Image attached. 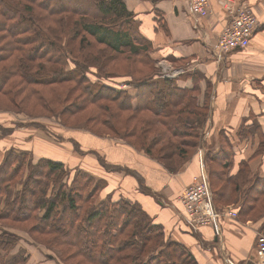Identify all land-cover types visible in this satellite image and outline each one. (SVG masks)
Wrapping results in <instances>:
<instances>
[{
    "label": "trees",
    "instance_id": "16d2710c",
    "mask_svg": "<svg viewBox=\"0 0 264 264\" xmlns=\"http://www.w3.org/2000/svg\"><path fill=\"white\" fill-rule=\"evenodd\" d=\"M64 39L77 65L70 72L63 68ZM152 50L123 0H0V102L6 100L14 107L8 105L7 110L33 118L78 115L83 120L85 115L86 130L99 135L103 133L93 131L89 122L118 133L117 120L123 116L124 137L138 138L139 149L177 171L197 142L202 108L196 104L193 88L181 87L176 78L160 73ZM117 60L139 76L134 82L136 96L86 83L83 71L90 65L101 73L114 74L117 71L108 68ZM68 81L75 83L65 87ZM38 108L42 112L35 116ZM206 119L209 124L208 111ZM130 123L133 127L127 129ZM13 150H5L9 152L0 165V195L20 170L18 165L12 168L16 161L21 164ZM101 162L108 170L123 169L104 159ZM219 162L206 153L216 207L236 201L241 220L264 218V177L247 178V168L241 169L248 183L238 201L241 183L228 176L229 165ZM27 169L22 189L0 203V220L44 235V242L57 248L63 259L74 258L76 264H198L194 253L166 237L163 226L139 202L110 197L98 202L104 180L87 172L96 184L87 195L93 205L84 210L77 203L84 183L77 187L62 181L68 171L64 162L30 159ZM26 223L32 225L22 227ZM259 231L264 232V219ZM19 239L16 232L0 229V264L22 263L19 253H10Z\"/></svg>",
    "mask_w": 264,
    "mask_h": 264
},
{
    "label": "crops",
    "instance_id": "0c3cea01",
    "mask_svg": "<svg viewBox=\"0 0 264 264\" xmlns=\"http://www.w3.org/2000/svg\"><path fill=\"white\" fill-rule=\"evenodd\" d=\"M123 1L134 13L141 34L152 44V56L160 73L176 78L181 87H198L203 94L208 88L206 153L224 164L221 166L229 165L228 176L236 178L242 186L238 193L240 201L248 183L241 169L247 168V178L264 177V0H210L205 16L192 13L190 0ZM233 3L250 9L257 16L259 27L247 47L233 49L219 60L214 48L229 20L228 5ZM19 119L20 123L10 121L12 125L0 123L10 129L0 135L1 152L13 147L31 153L33 161L47 157L65 163V154H71L70 144L76 138L79 147L93 151L90 153L96 156L103 151L102 159L123 167L108 170L95 160V155L84 157L86 151L77 152L75 164L80 163L84 171L105 182L98 202L108 197L113 201L127 198L139 202L154 222L163 226L166 237L183 243L194 253L198 264H259L256 237L264 218L241 220L222 212L221 242L210 225H201L196 231L190 228L187 223L190 213L184 206L183 195L200 171L196 160L170 171L144 151L131 147L118 149L112 139L89 131L57 133L55 136L66 144L60 146L29 128L32 123ZM18 142L22 145L17 146ZM237 206L236 201L219 203L217 209Z\"/></svg>",
    "mask_w": 264,
    "mask_h": 264
},
{
    "label": "rangeland",
    "instance_id": "374dc122",
    "mask_svg": "<svg viewBox=\"0 0 264 264\" xmlns=\"http://www.w3.org/2000/svg\"><path fill=\"white\" fill-rule=\"evenodd\" d=\"M65 38V37H64ZM62 47L64 48L65 52V59H64V64H63V68L64 71L66 72H70V71H74L76 70V63H75V55L70 52V50L68 49V47L66 46L67 42L66 39H64L62 42ZM113 65V66H112ZM109 66V72L110 71H117L114 74H106L105 73H101L99 72V69L96 66L90 65L88 67V69L83 71V75L85 77V79L87 80L86 83L90 84L93 87H106V88H111L113 90H126L131 96H136L137 94V88L135 86L136 79L137 77H139L138 75L134 76L133 73H131V70L126 71L127 69H125V63L122 62V60H117L114 61V64H112ZM156 66L158 68L159 71H161L160 67H158V64L156 63ZM55 67H57L55 65ZM126 81H131V85L129 86V88L127 89H122V85L124 82ZM75 82L72 81H68L65 83V87H69L70 85H73ZM193 96L196 99V104L198 105V107L202 108V113L203 115L200 117L198 124H197V130H198V136H197V142H195V146L194 149L192 150L191 154L189 155V158L186 160H196V162H198L199 166H200V151L202 150V147L207 148L209 145V141L207 139H205V136L207 135V132L209 130V126H208V122L206 119V114L208 111V103H209V95H208V88L205 90V93L203 94V92H201V89L197 87V89H193ZM134 104H135V98L133 100ZM8 102H6V100H3L0 102V123H6L8 125H12L10 123V121H18V123H20L19 117L22 118V120H24L26 123H28L29 125H31L30 123H32L34 121V124H32V127H29L31 129H34L35 131H39L41 132L44 136H46L47 140L53 142V143H58L60 144V146H64L66 144H63V142L61 141V139H58L57 133L59 134H63L65 131H88L86 130V121H85V115H82V119L83 120H79V116H70V115H66L65 117L61 118L58 115H51L50 117H30L29 115H27L24 112H15V111H11V110H7L8 108L12 107V105L8 106ZM14 108V107H12ZM36 115L35 116H40L38 114H41L42 109L38 108ZM126 113H124L123 115H125ZM88 115V114H87ZM81 117V116H80ZM106 117H108V115L103 116L101 120H104ZM123 120V116L119 117L117 120V131H119L118 133L115 132H111L109 130L103 129V128H99V125L96 124L95 122H89V127L93 129V131L95 132H99L103 133L102 135L96 134L94 132H92L95 135H99V136H103V137H107L112 139V143L118 148V149H124L125 147H131L134 149H137L141 152H143V149H139V145H141L140 141L138 138H132V137H124L126 136L124 132H126L125 127L123 126V122H121ZM9 122V123H8ZM36 123V124H35ZM40 126H39V125ZM45 125H49L46 126V128L44 127ZM133 124L130 123L127 127V129H129ZM20 126V125H18ZM50 127V128H49ZM10 129L6 128V127H1L0 126V135H4L9 133ZM55 130V131H54ZM57 131V132H56ZM90 132V131H89ZM131 139V140H129ZM58 141V142H57ZM62 142V143H61ZM21 142L16 143L17 146H20L22 144H20ZM49 142H46V144ZM80 143L79 140L77 141L76 138L73 139L72 144H70L71 146V154H65V164L68 168L67 173H65V175L62 177V181L65 183H69L75 186H79L83 185V187L80 189L81 193H82V197L81 199L78 200V205L80 208L82 209H89L93 203H91V201H87V195L88 193L92 190L95 189V180L96 179H90L89 180V175L87 176V172L83 170V168H81L80 163L79 164H75L77 162H75V158L74 157H79V155L77 154V152L80 151H86V153L84 154L85 156H91V154H93V151H90L84 147H79ZM47 146V145H46ZM69 146V147H70ZM78 146V147H77ZM14 151V150H13ZM9 152V151H7ZM6 151L0 152V165L3 163V160L7 154ZM16 154H18L17 158L20 159L21 164L19 165L18 162L16 161L15 164L13 165L12 168L15 167V165H18V168H20L19 172L15 175V178H13V180H11L9 187L3 192L2 195H0V203H2V205L4 204V202L6 201L7 198H11L13 199V197H15L17 190L22 189V183L23 180L25 179V176L27 174V164L30 161V159H32V155L31 153L28 152H24L22 150H17L15 149ZM22 152V153H21ZM93 152V153H90ZM101 154L103 155V151H100ZM101 154H97V156L95 154H93V156L95 155V160L97 158L98 161L102 160V157L104 158V156H102ZM22 159V160H21ZM155 159V158H153ZM157 160V159H155ZM70 161H74V162H70ZM158 161V160H157ZM160 162V161H159ZM164 162H166L167 164L169 163V161L165 160ZM185 162V163H186ZM170 166L171 163H169ZM166 166V165H164ZM77 178V182L72 183V181ZM96 178V177H95ZM210 180V179H209ZM100 183V184H99ZM98 185H102L101 182L97 183ZM53 185V184H52ZM52 185L50 186V188L52 187ZM211 185V183H210ZM212 187V186H211ZM49 188V189H50ZM10 192L8 194V192ZM213 194V193H212ZM121 199V198H119ZM116 199L115 201L119 200ZM97 200V199H96ZM112 201V200H111ZM9 223V221H2L0 220V229H6V230H10V231H14L16 232L19 236L20 239L19 241L16 243V245L10 250L11 254H15V253H19L22 257V263L21 264H76L75 259H68L65 260L62 257H60L59 253H58V249L56 248H52L49 247L44 241L46 239V237H44V235H37L35 233H29L26 229H22V228H18V227H13L10 225L5 224ZM30 225H32V223H26L23 224L22 227H30ZM261 232V231H260ZM64 256L69 257L68 254H65Z\"/></svg>",
    "mask_w": 264,
    "mask_h": 264
},
{
    "label": "built area",
    "instance_id": "2783aa9c",
    "mask_svg": "<svg viewBox=\"0 0 264 264\" xmlns=\"http://www.w3.org/2000/svg\"><path fill=\"white\" fill-rule=\"evenodd\" d=\"M191 11L194 15L205 16L209 12L210 0H190ZM229 20L218 35L214 48V53L219 60L231 50L239 47H247L259 27L257 16L244 4L233 3L228 5ZM131 85L126 81L122 89H127ZM206 139V136H205ZM206 148L200 151V171L194 176L193 182L184 190L183 203L190 217L187 223L194 231L201 225H210L213 232L220 242L222 241V229L219 218L222 212L231 217H238L236 209H217L214 200L208 170L205 163ZM256 254L259 264H264V232H258L256 237Z\"/></svg>",
    "mask_w": 264,
    "mask_h": 264
},
{
    "label": "bare ground",
    "instance_id": "6f19581e",
    "mask_svg": "<svg viewBox=\"0 0 264 264\" xmlns=\"http://www.w3.org/2000/svg\"><path fill=\"white\" fill-rule=\"evenodd\" d=\"M207 174H208V172H207ZM208 178H209V174H208Z\"/></svg>",
    "mask_w": 264,
    "mask_h": 264
}]
</instances>
